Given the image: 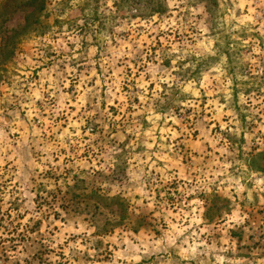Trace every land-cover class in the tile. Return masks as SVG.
<instances>
[{"label": "rangeland", "instance_id": "374dc122", "mask_svg": "<svg viewBox=\"0 0 264 264\" xmlns=\"http://www.w3.org/2000/svg\"><path fill=\"white\" fill-rule=\"evenodd\" d=\"M24 1L0 0V264H264V0H45L23 30Z\"/></svg>", "mask_w": 264, "mask_h": 264}, {"label": "trees", "instance_id": "16d2710c", "mask_svg": "<svg viewBox=\"0 0 264 264\" xmlns=\"http://www.w3.org/2000/svg\"><path fill=\"white\" fill-rule=\"evenodd\" d=\"M211 1V2H209ZM166 2V0H149L148 5L146 7L148 16H153V15H157V16H161L164 12L163 10V3ZM205 3L208 2L209 5L211 6H215L216 5V0H186V4L187 5H198L200 3ZM45 0H25L21 6L25 7V8H29L30 12L28 13L26 19H25V23L24 26L22 27L23 30L31 27L32 25H34L35 23H37L38 21V17L41 16L42 12L45 10ZM205 9H209L207 6H204ZM9 40V39H8ZM5 42L4 46L2 47V49L0 50V52L2 54H5V58L8 57V44L7 41Z\"/></svg>", "mask_w": 264, "mask_h": 264}]
</instances>
